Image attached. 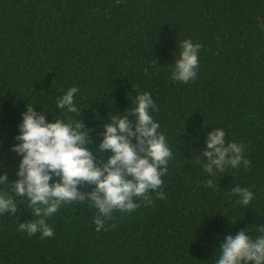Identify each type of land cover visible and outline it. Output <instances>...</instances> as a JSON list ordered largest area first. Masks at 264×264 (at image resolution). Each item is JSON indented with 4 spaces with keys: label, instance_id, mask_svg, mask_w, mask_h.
Here are the masks:
<instances>
[{
    "label": "trees",
    "instance_id": "obj_1",
    "mask_svg": "<svg viewBox=\"0 0 264 264\" xmlns=\"http://www.w3.org/2000/svg\"><path fill=\"white\" fill-rule=\"evenodd\" d=\"M186 38L201 48L196 78L182 83L170 68ZM72 86L89 148L109 112L124 114L137 93L151 94L172 151L162 184L150 203L114 210L99 231L96 210L70 202L47 218L52 237L29 236L18 224L36 217L18 205L0 214V264H212L225 235L264 226V0H0V168L9 180L25 105L52 120ZM216 127L226 143L243 145L247 168L209 177L195 163ZM234 186L253 192L248 206Z\"/></svg>",
    "mask_w": 264,
    "mask_h": 264
},
{
    "label": "clouds",
    "instance_id": "obj_2",
    "mask_svg": "<svg viewBox=\"0 0 264 264\" xmlns=\"http://www.w3.org/2000/svg\"><path fill=\"white\" fill-rule=\"evenodd\" d=\"M200 48L201 44L190 38L179 42L170 68L171 80L187 83L196 78ZM77 92L78 88L72 86L56 98L59 113L52 120L34 106L25 105L13 137L15 142L10 145L19 157L16 179L9 180L0 168V214H17L18 205L27 204L36 219L20 222L18 230L29 236L39 233L42 238L52 237L47 218L70 202L86 203L96 210L93 223L98 231L114 210L134 211L137 198L150 203L148 194L162 184L161 177L172 156L165 136L158 131L159 122L153 118L156 105L149 92L137 93L124 114L109 112L95 148L88 147L92 139L80 119ZM93 118L98 119L95 115ZM105 152L111 154L97 159L96 153ZM243 153V145L226 143L224 129L216 127L205 136L195 163L209 177L217 176L241 165L247 168L249 161ZM86 184L93 186L90 191L81 190ZM207 186L215 188L211 178ZM231 192L245 207L254 198L246 187L234 186ZM157 194L164 196L162 192ZM250 230L246 226L235 235H225L212 264H264V226H255L254 235L247 234Z\"/></svg>",
    "mask_w": 264,
    "mask_h": 264
}]
</instances>
